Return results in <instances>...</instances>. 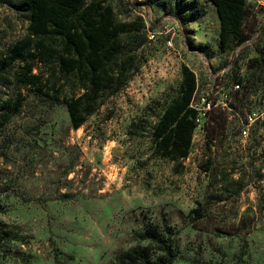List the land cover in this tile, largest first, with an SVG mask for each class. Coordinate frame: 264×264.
I'll return each instance as SVG.
<instances>
[{"label":"rangeland","instance_id":"rangeland-1","mask_svg":"<svg viewBox=\"0 0 264 264\" xmlns=\"http://www.w3.org/2000/svg\"><path fill=\"white\" fill-rule=\"evenodd\" d=\"M96 1L140 30L119 36L74 129L53 98L84 95L81 73H62L56 57L9 61L30 14L23 0H0V116L4 101L23 99L0 129V264H116L148 223L171 227L174 264H264V0H247L246 40L228 51L209 0ZM28 64L39 88L21 83ZM183 66L196 76L199 126L189 156L173 161L153 132Z\"/></svg>","mask_w":264,"mask_h":264},{"label":"trees","instance_id":"trees-1","mask_svg":"<svg viewBox=\"0 0 264 264\" xmlns=\"http://www.w3.org/2000/svg\"><path fill=\"white\" fill-rule=\"evenodd\" d=\"M209 1L215 6L220 20L221 49L228 51L243 44L247 0ZM22 4L30 14L28 35L15 43L8 59L28 63L56 57L62 73H81L86 90L84 95L72 99L53 98L67 106L73 128L79 129L85 124L103 88L106 65L121 51L119 36L140 28L134 23H116L112 7L102 1L23 0ZM48 37L65 42L61 54L48 46ZM32 72L28 64L20 77L21 83L39 88V76ZM182 74L180 94L165 110L153 132L157 153L173 161L189 156L193 134L199 126V111L192 107L197 89L196 76L187 66L182 67ZM22 104V98L2 103L0 129ZM135 239V246L116 256V264H174L179 255L173 231L167 224L148 223Z\"/></svg>","mask_w":264,"mask_h":264},{"label":"built area","instance_id":"built-area-1","mask_svg":"<svg viewBox=\"0 0 264 264\" xmlns=\"http://www.w3.org/2000/svg\"><path fill=\"white\" fill-rule=\"evenodd\" d=\"M130 1H135V0H130ZM138 1H140V2H142V1H145V0H138ZM192 107H193V105H192ZM193 108H195V109H197L196 107H193Z\"/></svg>","mask_w":264,"mask_h":264}]
</instances>
